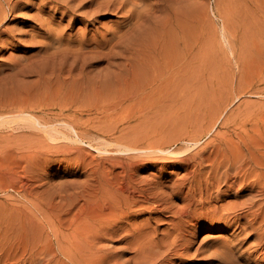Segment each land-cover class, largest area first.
I'll return each instance as SVG.
<instances>
[{"label": "rangeland", "instance_id": "rangeland-1", "mask_svg": "<svg viewBox=\"0 0 264 264\" xmlns=\"http://www.w3.org/2000/svg\"><path fill=\"white\" fill-rule=\"evenodd\" d=\"M15 1L19 2V9L8 26L18 31L10 28L14 37L4 35L0 43V118L6 116L4 122L0 119V230L13 238L24 239L29 234L25 240L28 254L36 255L49 229L39 231L38 227L23 231V225L31 217L51 219L50 214L63 221L62 227H68L66 220L72 219L70 229L76 236V245L80 246L74 264H146L153 257L156 260L151 264H159V260L165 257L163 264H222L216 261L214 249H220L223 240L240 247L234 264H248L249 254L240 253L249 244L254 247V237L245 236L248 231L233 237L234 226L227 231L211 224V220H206V228L200 227L187 253L167 255L163 249L173 237V234L169 235V230L173 229L170 212H150V207L132 217L127 210L139 207L119 203L95 180L93 170L100 155L118 153H99L82 143L79 144L84 154L81 161L65 153L52 158L47 155L28 158L24 156L28 151L26 147L46 136L45 133H38L40 135L32 140L27 137L28 129L21 130L17 120L8 121L6 118L14 113L12 107L32 102L39 92L83 93L88 94V99L79 101L74 109L83 111L88 105L102 109L123 99V108L129 107L139 113L131 122L132 127L165 134L172 141L180 134L203 142L223 131L244 141L240 124L250 118L251 125H247L250 140H253L250 147L264 153V0H147L148 4H161L153 11L140 3L142 13H151V17L125 21L128 13L108 10L86 27L80 23V16L69 24L64 7L57 11L49 6L43 9V0ZM37 14L50 20L45 29L38 25ZM130 23L150 29V33L141 38L145 45L141 41L139 44L133 40L127 42L134 33L129 28ZM82 33L85 35L80 41L88 45V66L82 74L83 79L77 70L62 73L59 57L52 56L55 45H58L56 42L62 47L79 50L80 41L70 43ZM121 37L123 44L118 45L116 40ZM104 39H111L115 44L111 54H106L108 50L104 47L100 51L95 48ZM165 55L170 62L167 73L173 76L166 79L164 75L157 81L155 75H163L160 64L152 68L150 73L155 69L154 76H141L139 80L142 82L138 83L134 63L139 58L163 61ZM119 74H122L119 78H113ZM112 78V86H106L109 93H100ZM156 81L157 89L152 90ZM148 91L149 98L143 105L142 102L141 105L136 103L135 93ZM217 112L220 113L216 117ZM94 116L93 109L91 117ZM80 127L83 134L89 133V137L101 135L100 131ZM100 138H95L99 141L95 145L103 147L105 142L98 140ZM183 144V140L173 142V146ZM201 146L204 151L213 148L205 143ZM170 167H162L163 170L149 168L141 175L157 179L162 172L163 180L171 183L183 171ZM208 170L209 167L201 170L205 177ZM11 173L15 174L13 180L10 179ZM252 179L255 177L250 176L249 181ZM244 199L245 196H241L239 201ZM171 201L181 203L178 197ZM225 201L236 200L226 198ZM106 203L112 211L94 215L90 206L100 209ZM39 205L44 206L46 212L37 213L35 208ZM213 205H216L214 201ZM120 207L124 208V214L119 213ZM64 254L66 249L58 255L59 264L68 260ZM254 264H264V261Z\"/></svg>", "mask_w": 264, "mask_h": 264}, {"label": "bare ground", "instance_id": "bare-ground-1", "mask_svg": "<svg viewBox=\"0 0 264 264\" xmlns=\"http://www.w3.org/2000/svg\"><path fill=\"white\" fill-rule=\"evenodd\" d=\"M41 3L43 9L49 6L58 11L64 7L65 13L69 16V24L75 22L77 16H80L79 21L85 27L92 24L103 11H124L128 13L125 21H132L136 17L146 19L152 16L151 13H142L140 3L149 6L153 11L157 5H161L148 4L147 0H43ZM18 9V1L0 0V43H2L1 38L4 35L14 37L11 35V29L18 31L17 28L8 26V23L15 19L13 14ZM79 9L84 10L76 13ZM40 16L42 15L37 14L36 20L38 25L45 29L50 20ZM9 17L12 18L9 19ZM129 28L134 33L130 38L128 37L127 42L133 40L139 44L141 41L142 45H145L141 38L149 34L150 29L136 23H130ZM84 35L85 33H82L70 44L78 43ZM122 39L121 37L116 40L118 45L123 44ZM112 43L111 39H104L103 42L97 43L95 48L100 51L101 47H104L108 50L106 54H111L112 47L115 45ZM55 44L58 45H55L52 56L59 57L58 64L62 73H72L77 70L78 75L83 79L84 75L82 74L88 66V59L86 60L88 45H84L80 41L78 47L83 51H75L72 47H62L59 42ZM165 45L167 46V43ZM142 48L145 50V46ZM160 64L163 75H155V69L150 73L152 68H156ZM134 65L135 77L140 84L142 81L139 80V77L141 76L155 75L157 81L161 80L164 75L166 79L173 76L172 73H167L170 66L168 55H165L163 61L139 58ZM121 75L113 78H119ZM113 78L104 85L105 87L100 90V93H109L106 91V86H112ZM157 81L154 86H151L152 90L157 89ZM97 87L99 86L96 85ZM149 94L150 91L135 93L136 103L141 105L142 102L143 105L149 98ZM32 96L34 97V94ZM50 98L53 99L50 101ZM83 99H88V94L71 92L54 94L43 91L37 93L32 102H22L20 105L12 107L14 113L6 119L8 121L17 120L21 130L28 129V138L34 140L40 135L38 134L40 132L47 136L43 135L36 142L29 144L26 147L28 151L24 156L33 158L47 155L52 158L65 153L73 155L75 160L81 161L84 154L82 146L79 144L82 143L99 153H118L100 155V161L94 165L95 180L100 186L106 188L110 197L116 198L119 203L124 202L125 205L131 204V207H139L133 211L127 210V213L132 217L133 214L138 215L140 211L150 207H152L150 212H162V210L170 212L173 229L169 230L171 231L169 235L173 234V237L166 242L164 253L167 255L187 253L193 246V239L200 227L205 225L206 220H211V224H217V227L227 231H229L227 228L234 226L231 233L233 237L248 231L245 236L254 237L255 244L254 247H250L249 244L244 251H241L240 255L245 252L249 254L246 259L248 264L264 261V153L252 150L250 147V144L253 143L247 128L250 118L240 124V132L244 135V141L239 137L232 136L228 131L221 132L217 137H209L203 142L191 136L182 137L178 134L174 141L183 140L184 144L183 146H173L174 141L166 137L165 134L145 131L139 126L132 127L131 122L134 117H138L139 113L129 107L123 108V99L115 100L102 109H96L91 105H88L83 111L74 109L75 104ZM93 109L95 116L91 117ZM141 111L142 109L139 110V112ZM219 113H216V117ZM101 114L102 117H99ZM5 117L0 119L3 121ZM215 118L210 122L212 123ZM80 126L100 131L101 135L96 134L101 136L98 140L102 139L105 142L103 147L95 145L99 142L95 138H99V136L89 137V133L83 134ZM117 133L119 134L117 135ZM249 140L250 143H248ZM203 143L210 144L213 147L212 150L204 151L201 146ZM157 164L159 167H156ZM170 165L181 168L183 171V174L171 183L163 180L162 172L157 176V179L141 175L149 168L163 170L162 167L171 168ZM206 167H209V170L205 177L201 170ZM12 175L11 173L10 179L13 180L15 174ZM250 176H254L255 179L249 181ZM162 188L165 191H161ZM241 196H245L243 201H239ZM174 197L180 198L181 203H172L171 200ZM226 198H234L236 201L227 202ZM212 201L216 205L211 206ZM90 208L96 216L112 211L108 203L100 209L92 205ZM35 210L39 214L46 212L44 206L41 205ZM119 213H125L123 207L119 208ZM56 217L53 218L51 214V219L45 220L32 219L31 217L23 225V231H31L38 227L39 231H42L43 228L49 229L47 235L43 237L42 248L36 255L28 254V245L25 240L29 238V234L24 239L13 238L6 231L0 230V264H59L58 255L62 249H66L64 257L68 259L64 264H74L80 253V246L76 245V236L70 229L72 219L66 220L69 222L68 227H62L63 221L56 220ZM187 223L189 225H186ZM206 227L204 226V228ZM40 235L42 236V232ZM52 237L54 238L52 239ZM237 245H229L223 240L222 247L214 249L216 261L222 264H234L237 261L235 254L240 249ZM250 248H252L251 252ZM253 255L258 257L254 258ZM47 256L49 257L46 258ZM236 256L239 257V255ZM155 260L156 258L153 257L146 264H151ZM165 260L166 257L161 258L158 263L163 264Z\"/></svg>", "mask_w": 264, "mask_h": 264}]
</instances>
